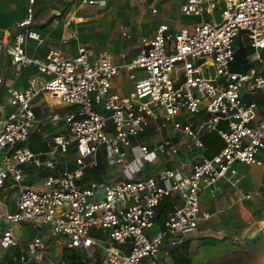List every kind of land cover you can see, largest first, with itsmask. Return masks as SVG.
<instances>
[{
    "label": "built area",
    "instance_id": "2783aa9c",
    "mask_svg": "<svg viewBox=\"0 0 264 264\" xmlns=\"http://www.w3.org/2000/svg\"><path fill=\"white\" fill-rule=\"evenodd\" d=\"M29 1L17 31L0 30V57L5 53L17 71L35 69L26 87L7 88L6 114L0 98V191L8 185L15 197L14 207L0 197V252L18 246L17 264H71L48 255L54 243L85 251L74 264H161L165 239L181 243L209 216L199 200L205 187L236 178L241 163L264 168V0H183L182 12L195 20L177 28L158 23L121 63L110 50L89 44L79 45L74 56L59 48L30 54L28 40L42 36L34 28L35 0ZM83 2L103 6L107 0ZM241 33L255 49L247 55L252 67L234 70ZM122 70L133 79L125 96L112 90ZM41 90L71 110L63 116L66 132L36 151L30 137L37 123L34 98ZM202 111L207 115L197 117ZM153 122L160 132L170 124L191 146L204 148L208 130L218 132L224 144L212 156L176 163L182 148L172 133L151 144L144 139ZM71 147L73 167L54 172ZM162 157L172 165L154 170ZM100 164L120 166L124 178L79 183L87 169ZM149 165L151 171L143 173ZM44 168L53 172L39 184L27 183L32 169ZM166 198L172 206L158 226L157 208ZM22 223L42 228L43 235L24 241ZM258 223L264 224V216Z\"/></svg>",
    "mask_w": 264,
    "mask_h": 264
},
{
    "label": "crops",
    "instance_id": "0c3cea01",
    "mask_svg": "<svg viewBox=\"0 0 264 264\" xmlns=\"http://www.w3.org/2000/svg\"><path fill=\"white\" fill-rule=\"evenodd\" d=\"M182 1L183 0H181V3ZM188 17L192 19L185 24L195 20L193 16ZM39 19L40 23L35 22L34 28L36 27L41 33L42 39L40 41H35V39L28 40L27 50L30 54L44 56L51 48H59L66 56H74L77 54V48L81 44H89L96 50H101L103 48L99 39L93 38L88 32L82 31L81 34L78 35V29L74 28L80 26L81 29H84V24L63 26L61 22L57 21V19H59L57 16L49 22L44 21L42 18ZM79 19H81V17H79ZM0 30L14 34L17 28L12 29L9 26H0ZM69 33H76V35L68 41L76 40V47L73 52H67L62 48V46L68 43L63 42L62 37ZM241 35L242 40L247 43L246 35L241 33L239 36ZM103 49L108 48L104 47ZM137 51L134 54H136ZM122 55L124 59L119 60L113 53L114 60L121 63L125 60H129L133 56L125 57V53ZM0 75L3 76V83L0 86V98L9 108V104L6 103L7 88L9 86L26 87L29 79L35 75V69L33 67H26L17 71V67L12 64L10 58L3 53L0 57ZM132 80L133 79L129 78L128 72L122 70L119 75L113 78L112 90L121 96H125L133 88ZM42 83L43 81L41 78L40 84ZM53 104L62 105L64 108L54 110L51 113L50 120H47L50 121L49 123L51 126L47 128V130L53 133V129H55L56 132L51 136H46L43 132V127H41L42 121L45 120L39 118V110L43 106H51ZM34 106L37 123L30 137V145L32 148L34 147V150L41 151L44 150L45 145H47L46 141L48 139L58 133L66 132L63 116L66 112L68 113L71 110V106L59 102L45 90H41L34 98ZM198 115L197 117H205L207 114L202 111ZM193 119L195 120L196 118ZM159 133L160 137L158 139H150L149 135H146L144 139L151 144L160 140L165 135L172 133L175 140L180 144V148H182L180 149V155L176 158V163L180 159L196 162L199 161L202 156H212L219 151L224 144L223 139L219 136L218 132L215 131L208 130L203 133L204 148L189 145V138L181 133L174 134L171 125L170 128L166 127L163 132ZM171 165L172 163L167 161L166 157H162V160L155 166L154 170L160 166ZM150 171L151 168L149 165L145 168L143 173ZM35 172L36 170L33 172L32 169L31 176L34 174L36 177L41 178V176ZM39 183L38 181L35 184ZM199 200L201 210L208 213L209 216L202 218L195 232L187 235L181 243L171 245L169 238H166L162 247L163 250L160 252L161 264H264V224L258 223L259 219L264 216V168L262 166L257 164H238L236 178L222 177L217 179L213 184L205 187L201 191ZM12 207H14V205ZM162 221L163 218L158 220L157 225H161ZM19 228L20 232H22V225H20ZM23 240L26 241L27 238ZM3 252L4 250L0 252V264H17L15 260V256L17 255L13 254L12 256H7ZM30 264L41 263L32 262Z\"/></svg>",
    "mask_w": 264,
    "mask_h": 264
},
{
    "label": "rangeland",
    "instance_id": "374dc122",
    "mask_svg": "<svg viewBox=\"0 0 264 264\" xmlns=\"http://www.w3.org/2000/svg\"><path fill=\"white\" fill-rule=\"evenodd\" d=\"M29 4V0H0V26L17 28V22L26 18V10ZM33 6L36 8V23H40L39 18L47 21L50 16L55 14L59 17L57 21L61 22L63 26L84 24V29H81L80 26L74 28L78 29V35L82 31H86L93 38H98L102 44L101 46L110 49L119 60L124 59L123 53L126 54L125 57H131L139 49L140 37L151 33L159 22L166 21L171 26L178 27L192 19L182 12L181 0H107L106 5L103 6L84 3L83 0H35ZM124 31L127 34H124ZM241 37L242 35L238 37L237 43L242 40ZM66 44L62 48L67 52H73L76 47V40L74 39ZM250 98L257 99V96L253 95ZM3 108L5 114L10 110L6 104ZM60 108L63 109L64 107L57 104L43 106L39 110V118L45 121L50 120L51 113ZM101 111L105 112V110ZM45 121H42L41 127H43L46 136H51L56 130L53 129V133L48 132L47 128L51 126L50 121ZM168 128H170V124H168ZM147 130L150 139L160 137V131L156 130L154 122L150 124ZM71 148L68 152L62 153V156H65V158L71 157L70 159L73 161L76 156L75 147ZM62 156H60V159H62ZM99 175L107 180L124 178L120 166L116 165L103 164ZM40 179L42 178L34 175L27 180V183H37ZM14 198V195H12L6 200L10 206H13ZM22 228L23 239L43 235L42 228L34 227L30 223H22ZM147 235L150 236L151 231H147ZM3 253L7 256L19 255L18 247L13 246L4 249ZM48 255L53 258H64L69 263L74 264L73 261L77 257H80V255L85 256V251L72 252L67 250L63 244L56 245L52 243Z\"/></svg>",
    "mask_w": 264,
    "mask_h": 264
},
{
    "label": "trees",
    "instance_id": "16d2710c",
    "mask_svg": "<svg viewBox=\"0 0 264 264\" xmlns=\"http://www.w3.org/2000/svg\"><path fill=\"white\" fill-rule=\"evenodd\" d=\"M57 15H52L49 17V19L47 20L48 22L51 21L53 18H55ZM253 50H255L253 47H251L250 45H247V43L243 40H239L237 43V46L235 48V60L232 63V68L234 70H247L249 69L251 66V64H249L247 62V55L252 53ZM195 120L193 119V122ZM34 149V147H33ZM44 149H47V146L45 145ZM72 149V148H71ZM62 159L58 158V162H57V166L56 169L54 170V172L59 171L60 169L63 168V166L65 165H69L70 167H73V161L72 159H70L71 157H66L62 156ZM103 167V164H100L96 167L93 168H89L85 171L84 176L82 178V180H80V184L84 185L85 183H87L88 181L91 180H104V177L102 175H99L101 172V168ZM34 172V169H33ZM53 170L44 168V169H38L36 170V174H38L39 176H46L50 173H52ZM32 176H34V174H32ZM101 176V177H99ZM14 192V189L11 188L8 185H5L1 192H0V197L6 201L9 197H11ZM172 203L170 201V199L166 198L164 201H162L157 208V220H160L161 218H164L167 211L171 208Z\"/></svg>",
    "mask_w": 264,
    "mask_h": 264
}]
</instances>
